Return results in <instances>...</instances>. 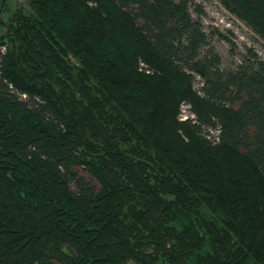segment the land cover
I'll return each mask as SVG.
<instances>
[{
    "label": "trees",
    "instance_id": "obj_1",
    "mask_svg": "<svg viewBox=\"0 0 264 264\" xmlns=\"http://www.w3.org/2000/svg\"><path fill=\"white\" fill-rule=\"evenodd\" d=\"M222 2L264 39V0ZM192 4L29 0L2 22L0 264H264V59L222 69Z\"/></svg>",
    "mask_w": 264,
    "mask_h": 264
},
{
    "label": "rangeland",
    "instance_id": "obj_2",
    "mask_svg": "<svg viewBox=\"0 0 264 264\" xmlns=\"http://www.w3.org/2000/svg\"><path fill=\"white\" fill-rule=\"evenodd\" d=\"M202 12L197 11V6ZM29 0H0V36L5 33L11 14L21 8H28ZM191 12L199 19L208 35L210 46L221 58L220 67L228 70L237 66L249 50L264 59V39H262L244 20L229 11L222 0H193ZM86 179L98 184L88 172L82 171Z\"/></svg>",
    "mask_w": 264,
    "mask_h": 264
},
{
    "label": "built area",
    "instance_id": "obj_3",
    "mask_svg": "<svg viewBox=\"0 0 264 264\" xmlns=\"http://www.w3.org/2000/svg\"><path fill=\"white\" fill-rule=\"evenodd\" d=\"M140 69L145 70L147 73L151 72V69L149 66L144 62L140 61ZM195 80V88L199 90V93H202L200 91V87L204 85V79L200 74H195L194 77ZM179 119L181 121H197V115L195 111L193 110V105L189 101H183L180 106V113H179ZM207 138H209L214 143L220 141V128H211L209 127L206 131Z\"/></svg>",
    "mask_w": 264,
    "mask_h": 264
}]
</instances>
